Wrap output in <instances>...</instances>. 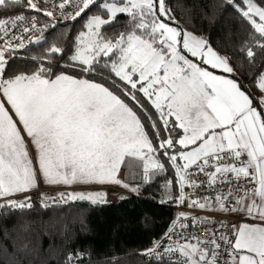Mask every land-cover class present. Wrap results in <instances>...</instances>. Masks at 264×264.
<instances>
[{
    "label": "snow or ice",
    "instance_id": "1",
    "mask_svg": "<svg viewBox=\"0 0 264 264\" xmlns=\"http://www.w3.org/2000/svg\"><path fill=\"white\" fill-rule=\"evenodd\" d=\"M225 3L246 25L243 60L233 58L259 69L251 75L259 100L232 78L228 57L180 25L168 0H0V208H31V197H10L38 188L41 178L91 189L42 193L44 207L49 200L96 205L108 202L109 188L139 195L171 170L160 203L241 213L252 222L229 226L179 212L165 240L141 255H175L172 264H264V61L256 64L264 56V0ZM61 22L64 30L40 54L17 55L46 42ZM58 41L71 42L70 55ZM26 58L31 67H10ZM141 165L142 175L129 178L139 183L120 177L122 166ZM200 173L216 192L211 199L185 194L186 186L203 187ZM205 224L219 227L204 237L188 231ZM74 259L85 257L70 255L67 264Z\"/></svg>",
    "mask_w": 264,
    "mask_h": 264
},
{
    "label": "trees",
    "instance_id": "2",
    "mask_svg": "<svg viewBox=\"0 0 264 264\" xmlns=\"http://www.w3.org/2000/svg\"><path fill=\"white\" fill-rule=\"evenodd\" d=\"M168 3L182 27L208 40L214 50L229 58L236 72L232 78L258 100L260 92L252 86L251 75L259 69L250 68L247 62L238 65L233 58L243 60L238 49L246 37V25H242L238 14L225 0H168ZM118 16L121 20L127 19L125 14ZM63 30L61 22L56 29L46 33V42L31 45L17 55L40 54L52 43L53 33ZM58 43L66 47L69 55L74 50L70 41L68 44ZM262 61L264 56H258L256 64ZM31 66L32 61L27 58L10 63V67L17 69ZM144 123L147 130L146 119ZM161 160L163 162V158ZM172 178L173 172L169 170L167 175H160L145 185L143 190L147 201L123 196L126 199H120L117 204L92 205L87 201H70L48 207H3L0 209V264H67L68 257L77 253L85 257L79 264H172L145 262L141 255L165 235L176 218L173 211L155 203L161 185ZM172 191L175 195V187ZM72 264H78V261L74 259Z\"/></svg>",
    "mask_w": 264,
    "mask_h": 264
},
{
    "label": "built area",
    "instance_id": "3",
    "mask_svg": "<svg viewBox=\"0 0 264 264\" xmlns=\"http://www.w3.org/2000/svg\"><path fill=\"white\" fill-rule=\"evenodd\" d=\"M36 35V34H35ZM33 35V36H35ZM32 36V37H33ZM27 43V41H26ZM193 170H195V166H193ZM195 179L197 180L198 183H203V187H199V188H192V187H188L186 186L184 191L185 194H191V199H197L200 198L202 196H207L210 199L214 197V195L216 194V192H214L212 189H208L207 188V178L204 176L203 173H200L198 176L195 177ZM242 183H248L247 181H242ZM145 185L140 187L139 190V195H135L132 192H124L122 190H117V189H108V190H112L113 193H109L108 197H107V203L108 204H117L120 200L121 196H127V197H132L141 201H147V195L143 190V187ZM257 186V185H256ZM214 188H217L218 191L227 194L229 192H235V187L234 186H216L214 185ZM70 191L68 188H58V187H43V186H39L38 188L31 190L29 192H26L22 195H16L13 197H10V199H16V200H21L23 197H31V200L29 201V203H31V205H37V206H43L44 205V200L41 196L42 193H47L49 197H55L57 196L60 192H68ZM164 195V190L161 189L157 199H156V204L162 207H165L171 211H173L175 213V215L177 216V214L179 212H185L189 217L191 216H196L198 218H208L210 221L211 220H216V221H220L225 225H237V223L239 221H242L244 218L241 216L240 213H235V212H231V213H224V212H220V211H213V210H199V208H189L187 206V204H185L184 206H177V203L175 201H172L171 203H160V200L162 198V196ZM236 198V197H233ZM5 203V200L3 198H0V204ZM49 205H54L58 202H56L55 200H49ZM1 209V208H0ZM181 221L177 220L175 223V227L177 231H180L179 229V223ZM185 223H187V221H183ZM173 223L172 225L169 227H173ZM211 227H219V225H212V224H205L203 225V227L197 231L196 228H192L190 227L188 229V231H192V232H197V234L200 237H204L207 235V232L205 231V229L207 228H211ZM167 233V232H166ZM165 233V234H166ZM173 239H175V237H173ZM161 241L165 240V235L160 239ZM184 241H181V243H183ZM193 243H195V241H192ZM165 243H171V241H165ZM153 246V245H152ZM150 246V247H152ZM149 247V248H150ZM160 251H162V249H160ZM176 256L174 255L172 257V260H175ZM172 260L169 259V256H164L162 259H155V258H150L147 256H144V261L145 262H170L172 263Z\"/></svg>",
    "mask_w": 264,
    "mask_h": 264
},
{
    "label": "crops",
    "instance_id": "4",
    "mask_svg": "<svg viewBox=\"0 0 264 264\" xmlns=\"http://www.w3.org/2000/svg\"><path fill=\"white\" fill-rule=\"evenodd\" d=\"M217 71H219V70H217ZM259 98H261V96H259ZM258 100H259V99H258ZM142 171H143V169H142V165H141V166H135V167H133L132 169L122 170L121 178H122V179H125V180H129V182H130V183H133V184H135V183H139V182H140L139 180L132 181V180H130L129 178H130V176H140V175H142ZM158 176H160V175L155 176V178L158 177ZM155 178H154V179H155ZM61 187L65 188L64 186H60V187H58V188H61ZM256 187H259V185H257ZM112 189L122 190V191H124V192H131V191H127V190H125V189L122 188V187H115V188H112ZM172 192H173V191H172ZM173 195H174V194H173ZM249 202H251V201H249ZM240 214H241V213H240ZM241 216H242L244 219H243L242 221H239V222L237 223V226H238L239 224H241V223H251V222H252L251 219H250L249 217H247V216H245V215H243V214H241Z\"/></svg>",
    "mask_w": 264,
    "mask_h": 264
},
{
    "label": "rangeland",
    "instance_id": "5",
    "mask_svg": "<svg viewBox=\"0 0 264 264\" xmlns=\"http://www.w3.org/2000/svg\"><path fill=\"white\" fill-rule=\"evenodd\" d=\"M118 15H119V14H118ZM36 36H38V35L33 36L32 39H35ZM259 99H260V98H259ZM14 118H15V117H14ZM21 127H22V126H21ZM25 136H26V134H25ZM28 140H30V138H27V137H26V141H28ZM28 147H29V151H30V157H33V158H34V157H35V146L29 143V144H28ZM34 163H35V159H34ZM181 163H182V162H181ZM126 169H128V168H125L124 166H122L121 171H120V173H119L120 177H121L122 170H126ZM39 186H43V187H60V186H48V185H45V184L43 183L42 178H41V180H40ZM65 188H68V189L70 190L69 192H71V191H82V190H91V189H86V188H84L83 186H76V187H74V186H68V187H65ZM110 189H111V188H110ZM108 192L113 193L112 190H108Z\"/></svg>",
    "mask_w": 264,
    "mask_h": 264
}]
</instances>
